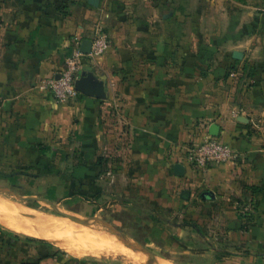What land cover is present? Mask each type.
I'll return each instance as SVG.
<instances>
[{"label":"crops","instance_id":"0c3cea01","mask_svg":"<svg viewBox=\"0 0 264 264\" xmlns=\"http://www.w3.org/2000/svg\"><path fill=\"white\" fill-rule=\"evenodd\" d=\"M188 6V0H0L1 161L71 165L69 179L82 180L89 218L105 212L93 205L109 180L112 200L131 217L129 224L115 217L108 225L120 248L110 251L112 258L72 257L47 241L53 251L40 254L3 238L0 264H174V252L184 260L175 264H199L207 213L223 212L219 240L264 245V45L253 37L261 43L264 29L233 41L227 27H203L200 3L193 12ZM98 29L110 48L95 61L84 59L87 82L77 96L58 103L40 91L38 81L58 73L76 41L81 47ZM208 134L238 156L195 175L185 147ZM178 162L181 176L173 170ZM139 198L149 208H140ZM246 199L254 213L243 231L230 206ZM173 246L177 251H169ZM214 258L257 259L233 251L205 259Z\"/></svg>","mask_w":264,"mask_h":264},{"label":"rangeland","instance_id":"374dc122","mask_svg":"<svg viewBox=\"0 0 264 264\" xmlns=\"http://www.w3.org/2000/svg\"><path fill=\"white\" fill-rule=\"evenodd\" d=\"M188 1L189 8L187 7V11L189 12L194 11L195 4L200 3L202 6L204 12V28L213 30L217 29V27H227L234 33L233 41L235 39L245 41L248 37L246 34L248 30H254V28H258L259 30L264 29V0ZM206 13L208 15H206ZM192 26V21H188L186 27L189 28ZM251 33H253V35L255 34V32ZM256 35L257 36H253L256 46L258 47L259 44L264 45V37H262L260 43L258 40L259 35ZM82 87L83 86H80V88ZM86 87L90 89L91 85L86 83ZM237 156L238 154L236 152V158ZM69 169H71V165L6 164L3 163L0 158V202L4 205H13L16 208V214L23 213L22 211L25 209L27 210L26 212L32 213L34 218L30 217L23 219V217H19L18 214L15 216L9 215L4 211L0 212L1 216L10 222L17 221V223L25 228L31 227L33 231L41 232L44 235L49 236L53 241L26 234L19 229L8 227L1 222L0 240L3 238L5 240H11V237H21L20 239L23 241L22 248L25 246H33L36 250L40 248V254L53 251V248L46 244L49 243L50 245L53 244L58 247L59 250L57 251H62L72 257L83 256L90 259L97 256H109V258H112V256L115 255V252L90 251L80 248L83 245H92V242L100 244L103 236L109 238L112 237L114 239V233L112 232L113 229H110L108 225L114 224L115 217L123 218L126 223H130L131 217L123 210L121 201L112 200L116 190L113 186V182L109 180L104 181L103 185L106 194L97 201L95 205H93V208H97L98 204L105 206V212L101 211L98 215L96 214L92 218H89L87 216L91 213V210L85 201L87 199V194L82 192L83 182L79 179H69ZM91 192H93V190H91ZM91 197L97 199L96 195ZM137 201L139 207L143 210L146 207L149 208V204L145 199L139 198ZM230 209L233 214L238 216V219L242 220L243 224L241 229L243 231L247 230V226L250 224L249 222L251 221V218H253V202L246 199L244 203H233L230 206ZM143 214L153 217L151 216L152 214L150 215L149 210H146ZM98 217L102 218L101 221L98 220ZM210 218L213 220L210 221ZM223 218V212L221 216L218 214L217 216L215 215V217H211V214L209 213L205 215L203 221L204 223H207V226H204L202 233L209 238L207 243H203L202 245V260L200 259V261H196V263L218 264L222 261L215 258L211 260L205 258L209 255L210 257H214L220 256V254L226 253V251H233L239 253H252L257 259L251 261V264H264L263 244L252 247L251 245L247 246L245 243L234 244L226 240L224 241V239H218L220 236L217 235V233L223 231V228L218 224V221ZM211 224L214 228L210 227ZM141 235H145L144 231H142ZM181 235L185 238L187 236L193 237L192 233L188 234L187 232H183ZM56 240L62 241L70 246V248L57 245ZM44 241L47 242L44 243ZM4 242L7 243L8 241ZM18 244L19 241H17V243H12L11 246L16 247ZM212 248L216 250L213 251ZM173 250L177 251L174 246L173 249H169V251ZM212 251L215 254H212ZM174 253L175 259L171 262L175 264L184 261L178 259V253ZM118 256H120V254H118ZM259 256L262 257V259H259ZM236 261L235 264L248 263L243 262V260ZM189 262L194 264L193 260H190Z\"/></svg>","mask_w":264,"mask_h":264},{"label":"built area","instance_id":"2783aa9c","mask_svg":"<svg viewBox=\"0 0 264 264\" xmlns=\"http://www.w3.org/2000/svg\"><path fill=\"white\" fill-rule=\"evenodd\" d=\"M89 41L90 50L88 53H84L81 51L80 42L77 40L70 55L65 60L64 67L56 74L41 78L36 87L42 92L50 93L58 103L76 97L75 83L81 76L84 59L95 61L110 48L109 37L100 29L95 31ZM184 158L188 162L189 171L196 175L198 172H204L209 165L234 160L236 151L216 136L208 134L200 142L187 144Z\"/></svg>","mask_w":264,"mask_h":264},{"label":"bare ground","instance_id":"6f19581e","mask_svg":"<svg viewBox=\"0 0 264 264\" xmlns=\"http://www.w3.org/2000/svg\"><path fill=\"white\" fill-rule=\"evenodd\" d=\"M1 203L2 202H0V212L4 211V212L8 213L9 215H14V216L18 214L19 217H23V219L24 218L27 219V218H30V217L34 218L33 214L26 212L27 210H25V209H23V211H22L23 213H17L16 214V212H15L16 208L13 205L9 206L7 204L4 205L3 203L2 204ZM0 222H2L5 225H8V226L18 227L19 229L23 230L24 232H26V233H28L30 235L40 236V237H43V238H50L49 236L44 235L41 232L33 231L31 227H27V228L23 227L22 225L17 223V221L10 222V221L6 220L3 216H1V214H0ZM56 242L59 243L60 245L64 246V247H66V248H70V246L66 245L62 241H57L56 240ZM80 248H82L83 250L86 249V250H90V251H94V250L95 251H97V250L99 251V250H103V249H105L104 251H106V250H108V251H111V250L120 251L117 243L115 242V240L112 239V238H109V237H103L102 238V242L100 244L92 242V245H89V244L88 245H83Z\"/></svg>","mask_w":264,"mask_h":264},{"label":"water","instance_id":"95a60500","mask_svg":"<svg viewBox=\"0 0 264 264\" xmlns=\"http://www.w3.org/2000/svg\"><path fill=\"white\" fill-rule=\"evenodd\" d=\"M91 3L96 4V0H90ZM81 51L84 53H88L90 50V41H84L81 45ZM85 71H82L81 76L76 80V89H80V86H83L85 84V82H87V80L85 79ZM216 126H212L211 127V131L215 132ZM174 173L178 176L183 175L185 168L183 166V164L181 163H175L174 167H173ZM208 196H212V193H208Z\"/></svg>","mask_w":264,"mask_h":264},{"label":"trees","instance_id":"16d2710c","mask_svg":"<svg viewBox=\"0 0 264 264\" xmlns=\"http://www.w3.org/2000/svg\"><path fill=\"white\" fill-rule=\"evenodd\" d=\"M3 241H8L7 244L8 245H12V243H17V241H19V244L18 246L21 248L22 245H23V241L21 239H18V237H11V240L10 239H4Z\"/></svg>","mask_w":264,"mask_h":264}]
</instances>
